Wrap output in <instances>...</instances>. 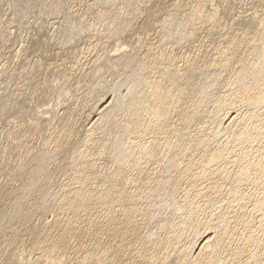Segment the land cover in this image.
<instances>
[{"label": "rangeland", "instance_id": "obj_1", "mask_svg": "<svg viewBox=\"0 0 264 264\" xmlns=\"http://www.w3.org/2000/svg\"><path fill=\"white\" fill-rule=\"evenodd\" d=\"M15 2L17 0H0V13H7L9 16L7 23H11L12 15L16 14V9H8V4ZM79 2L80 0H77V3ZM88 2L90 0H85V5ZM134 2L143 3L144 0ZM205 2L206 0H152L148 9L149 30L152 35L149 37L144 31L143 18L136 21L133 27H139L136 34L142 33L144 41L124 51L130 55L123 57L116 66L107 61L112 54L110 50L116 46L113 42L114 34L108 29L105 31L101 21L99 30L94 29L92 36L87 33L83 36L77 35L74 42L64 41L66 46L63 50L57 43L55 47L45 49L43 54L39 55L41 44L51 36L46 28L41 30L33 23L31 32L27 28L24 29L23 41H20V35L9 33V50L0 51V108L2 102L8 98L28 108H31L33 101L37 107L43 108L45 100L49 103L53 98L56 100L51 112L45 108L43 115L37 118L38 128L29 126L30 135L27 139H21L23 132H13L15 124L9 127L8 121L13 119L11 111L6 116L0 111V212L6 217L1 219L0 215V238L13 236L12 252L15 249H24L26 253L37 251L41 255L40 249L37 248L39 246L35 243L37 231L43 225L48 226L54 222L55 215L68 222L78 218V222H81L79 224L83 226L94 219L90 225L91 229L95 230L97 218L91 203L101 199L100 192L105 198H109L115 186H112V183L125 182L123 177L116 179V176L120 175V165H117L115 170L109 168L114 162V157H131L133 167L140 160L147 165L132 172L135 179L147 184L141 186L134 183L136 190L143 188L137 192L148 194L151 189L160 188L161 183L165 185L166 178L172 176L171 165L180 159L178 152L190 145L189 138L209 136L216 139L220 136L216 132L217 128L214 131L213 116L228 108L227 97L234 98L241 88L248 93L256 91L257 84L252 81L255 78L253 66L248 64L252 60L261 61L263 58L264 51L258 39L239 37L222 41L219 26L216 31H211L212 25L207 23L206 17L204 21L190 18L189 13L193 12V8L189 5L195 6ZM207 3L210 7L211 0H207ZM240 3L245 5L243 13L249 18L243 19L241 29L238 26L236 30L251 32L261 29L262 17L257 13H264V0H240ZM82 11H87V7ZM207 11L205 9V15ZM240 13L238 7L237 15ZM47 15L45 12L46 23ZM167 17L171 18L166 19ZM105 20L117 21L121 34L127 23L117 19L115 15L107 16ZM7 23L0 15V49L4 47L2 37ZM15 27L19 33V23ZM192 33H195V36L190 37L189 34ZM262 35L264 37V32ZM18 41L28 46L20 49ZM153 43L160 46L159 52L153 47ZM224 48H228V51L225 52ZM170 50L182 56L192 53L198 55H192L191 61H183L185 67L174 68L170 59L159 60L160 54L170 55ZM17 52L21 56L18 61ZM23 69L28 71H22ZM181 72L183 75H180ZM104 92L109 93L108 98L114 94L119 97V102L110 111L109 120L83 129L87 123L86 115L95 107L96 100ZM171 93L174 96H171ZM250 96L239 105L243 111L241 123L233 128L241 129L242 122L250 126H257V122L264 123V106L257 104V107L253 108L257 99ZM185 121L190 122V127L185 126ZM49 124L66 134L49 139ZM8 136H11L12 140H9ZM224 138V135L219 137V141ZM258 139L256 147L264 145V130L259 133ZM147 140L152 141L149 146L154 153L152 163H149L147 155L143 153ZM64 145H71L72 152L76 154L75 159L63 148ZM58 147L62 149L57 153L60 162L55 163L47 153H55ZM236 148L237 144L232 140L224 147L222 153L226 161L236 156ZM79 149H83V152ZM101 150L104 152L103 156L100 155ZM228 151H232V155H229ZM199 155L194 151L195 160H198ZM89 157H95V161ZM48 164L52 166L48 167ZM141 172L143 176L140 175ZM43 175L47 177L44 178ZM39 178L45 181L43 192H40L43 193V199H40V194L34 195L35 191L32 189ZM167 189L168 192L173 190L171 186L166 187V192ZM83 191L87 194L90 205H71L70 196L74 192ZM113 198L124 200V191L113 194ZM86 209L88 211L85 214ZM99 209L101 213L113 214L109 203L101 202ZM11 215V223L7 224L5 220ZM13 223H18L15 227L19 232L9 236V228ZM160 223L162 224L161 218L157 224L152 225L157 226ZM144 230L147 232V228H142L141 231ZM87 236L81 238L82 240L70 238L72 242L70 241L67 253L63 249L62 252L57 250L65 263L75 264L80 255L95 246L93 237L90 236V239L89 235ZM85 248L88 249L85 251ZM95 248L98 251V247ZM48 260L50 261L45 258V264Z\"/></svg>", "mask_w": 264, "mask_h": 264}, {"label": "bare ground", "instance_id": "obj_2", "mask_svg": "<svg viewBox=\"0 0 264 264\" xmlns=\"http://www.w3.org/2000/svg\"><path fill=\"white\" fill-rule=\"evenodd\" d=\"M189 15L190 18L195 16V19L204 21V18L194 11ZM243 17L249 18L244 16V13ZM102 23L104 21H101V26L106 29L105 31L108 29L114 35L121 33L117 21ZM263 32L261 29L251 32L236 30L231 32L230 36L231 39L257 38L264 51ZM99 33L102 34L101 31ZM124 51V44L120 45V50L114 46L110 50L112 54L107 59L110 61L109 64L112 66L120 64L121 59L129 54ZM248 66H253L255 78L252 81L257 84L256 91L248 93L241 88L235 93L234 98L227 97L228 108L218 111L213 116L214 131L217 128L219 137L225 136L222 141H219V137L215 139L209 136L189 138L190 145L185 146L183 150L180 149L177 154L180 159L170 167L172 176L166 178L167 183L165 185L161 183L160 188L151 189L148 194L137 192L143 188L136 190L134 185L124 188L125 182L112 183V186L115 185L113 194L124 191L125 199L115 200L113 194L105 198L100 192L101 199L91 203L97 218L95 230L91 229L90 222L95 221L92 218L83 226L79 224L81 222H78L80 220L78 218L76 221L70 219L68 222L55 215L53 223L43 225L37 231L35 243L38 244L37 248L40 249L44 260L46 258L54 264H68L63 261V256L57 253V250L63 249L67 253L72 238L81 239L87 235L96 241L95 246L87 248L88 250L85 248L87 251L77 258L75 264H113L114 261L127 264V261L137 260L148 261L150 264L153 259L157 264H220V261H224L225 264H240L242 259H249L253 253L257 258L264 254V145L256 147L259 142L258 135L264 130V123L257 122V126H250L242 122L241 129L233 128L241 123L243 111L239 105L244 103L245 99L250 98V95L257 99L253 107L256 108L264 98V55L261 61L252 60ZM108 95V92H104L96 100L95 107L86 115L87 123L83 129L92 128L100 121L109 120L110 111L119 102V97L114 94L108 98ZM170 95L174 96L173 93ZM184 124L190 127V122L185 121ZM231 140L237 144L234 150L236 156L226 161L222 151ZM194 151L200 154L198 160L193 157ZM231 152L227 153L232 155ZM44 186L45 181L39 178L32 187L34 195L40 194L38 195L40 199L44 198L43 193H40L43 192ZM168 186L173 188L170 189L171 192H168V189L166 192ZM69 202L76 207L90 205L84 191L74 192ZM101 202L109 203L113 214L101 213L100 209L98 210ZM86 211L88 210H85V214ZM0 215L1 219L6 218L2 212ZM12 218L13 215L7 217L5 222L10 224ZM159 218L162 219V224L152 225L157 224ZM14 221L18 222L17 219ZM18 223L11 225L9 236L16 234ZM142 228H147V232L145 230V233L142 232ZM12 239L13 236L0 238V260H10L15 256L19 264L16 249L14 248L12 252L11 247H14ZM19 247L21 248V245ZM95 247H98V251ZM20 252L26 253V250L22 249ZM27 254L31 257L32 251Z\"/></svg>", "mask_w": 264, "mask_h": 264}, {"label": "snow or ice", "instance_id": "obj_3", "mask_svg": "<svg viewBox=\"0 0 264 264\" xmlns=\"http://www.w3.org/2000/svg\"><path fill=\"white\" fill-rule=\"evenodd\" d=\"M152 0H144L143 3H135L134 0H90V2L85 5V0H80L77 3V0H27L26 3H21L20 0H17L15 3H9L8 9H16V14L12 15L11 23H7L9 16L7 13H0L2 15L3 20L7 23V28L4 30V35L2 37L4 42L3 49H0L2 52H7L8 45L11 43V37L9 33L12 35H20V41H23V31L25 28L32 31V24L43 30L47 29L49 33H51L50 39H45V41L41 44V52L39 54H43L45 49L50 47H55L57 43L63 47L66 45L64 41L74 42L75 37L77 35L83 36L84 34H91L92 31L99 30V21H104L105 17L115 15L117 19L126 20L127 23L123 27V32L117 33L113 36V42L116 44L117 50H120V45L124 44V50L128 51L131 48L143 43L144 36L141 33L137 35L136 32L139 31V27L137 26L134 29V24L136 21H139L143 18L144 20V31L148 33L149 37L152 35L149 30V17H148V9L151 6ZM87 7V11H82V9ZM251 6V5H248ZM163 7V5H161ZM175 7V6H173ZM189 7L193 8L195 14L199 15L201 18H205V9H207L206 20L207 23L212 25L211 31H216L217 26H219V34L222 41L231 40L230 35H225V33L235 32L238 26H241V22L243 21V11L245 5L240 3V0H211L210 7L207 3L200 5H189ZM239 7V11L241 15H237V8ZM21 8L23 9L21 11ZM135 9V11H133ZM231 10V11H229ZM171 11V9H170ZM37 12H39V16H37ZM45 12L47 15V23L45 22L44 16ZM258 16H261V30L264 31V13H257ZM171 17H167L166 19H170ZM195 18V16L193 17ZM19 23L20 30L19 33L15 25ZM231 25V27H230ZM239 36V32L236 33ZM190 37L195 36V33L189 34ZM123 36V38H122ZM167 36L165 40H167ZM18 41V45L20 49L28 46L24 42ZM231 45H229L230 47ZM153 47L157 49L159 52L160 46L158 44L153 43ZM224 51L227 52L228 48H224ZM192 55H198V53H192L188 56L178 55L176 52L170 50L169 54H160L159 60L163 61L165 59H170L172 65L179 66L180 68L185 67L183 61H191ZM175 57V59H172ZM20 53L17 52L16 60H20ZM163 67V64H161ZM22 71H28V69H23ZM183 75V72L180 73ZM56 100L53 98L52 102L49 103L47 100L44 102V107H37L35 102H32L31 108H28L26 105H22L18 103L16 100L12 98H8L2 102V111L5 116L11 111L13 115V119L9 120V127L13 124L16 125L13 132H23L24 134L21 136V139H27L30 135V127H39L37 118L42 116L45 108L51 112ZM262 106H264V98L261 100ZM49 119L51 120V115H49ZM21 120L23 121L21 123ZM175 127V126H173ZM49 139H54L57 137H63L66 133L59 132L54 129L52 124L48 125ZM43 138V137H42ZM9 140H12L11 136H8ZM47 143V141H45ZM152 144L151 140H147L146 145L143 149V153L147 155V159L149 163H152L154 160V153L151 152L150 145ZM63 148L67 150L75 159V153L71 150V145H64ZM62 151L61 148H57L55 153H47L49 157L52 158L55 163L60 162V157L57 153ZM80 152H83V149H79ZM7 152V148L5 149ZM100 155L103 156L104 152L101 150ZM95 161V157H89ZM113 163L109 165L111 170H115L117 165H120V175L116 176V179L119 180L122 177L125 179V183L123 185L124 188H128L130 185L139 184L140 181L135 179L132 175L133 171H138L141 167H147V165L143 164V161H138L133 167L132 158L126 159H118L113 158ZM47 163V162H46ZM51 167V164L47 165ZM86 167V165H85ZM143 176V173H140ZM42 247V246H41ZM17 254L19 255V264H44V258L37 252L33 251L31 257L28 256L27 253H21L19 249H17ZM135 255H139V253H135ZM227 255V253H226ZM0 264H17V258L14 256L10 260H0ZM48 264H54L53 261H49ZM113 264H124V262L114 261ZM127 264H149L148 261H127ZM150 264H157L155 259H153ZM220 264H225L224 261H220ZM240 264H264V254H262L259 258L255 256V254H251L250 258L247 260H241Z\"/></svg>", "mask_w": 264, "mask_h": 264}]
</instances>
